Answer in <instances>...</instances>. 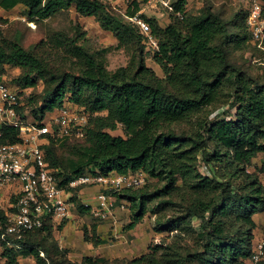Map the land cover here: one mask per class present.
I'll return each mask as SVG.
<instances>
[{
    "label": "trees",
    "instance_id": "obj_1",
    "mask_svg": "<svg viewBox=\"0 0 264 264\" xmlns=\"http://www.w3.org/2000/svg\"><path fill=\"white\" fill-rule=\"evenodd\" d=\"M143 3L133 0L116 14L105 0H0L1 9L22 6L34 21L73 7L114 37V45L94 52L80 43L84 33L78 25L72 34L51 33L30 50L0 38V68L19 70L10 80L19 89L42 82V90L26 100L35 121L65 103L88 116L82 138H48L44 147L59 186L85 172L141 171L147 175L144 185L110 194L128 206L130 221L123 231L149 216L154 233L138 257L84 256L74 262L47 218L41 228L21 235L1 238L0 231L4 264H18L19 256L35 264H250L255 216H264L259 178L264 173V63L253 74L246 56L264 62V40L261 48L251 40L242 8L225 18L209 6L190 13L186 0H175L164 26L141 15L157 41V49L149 50L129 21ZM111 50L129 51L127 64L108 70L104 54ZM119 128L123 135L111 134ZM1 132L0 145L18 141L16 129L4 126ZM260 154L261 167L250 171ZM201 164L210 175L201 173ZM79 189L71 191L69 202L78 213L90 214ZM5 219L0 211V221ZM83 239L94 246L106 243L94 226L84 229Z\"/></svg>",
    "mask_w": 264,
    "mask_h": 264
},
{
    "label": "built area",
    "instance_id": "obj_2",
    "mask_svg": "<svg viewBox=\"0 0 264 264\" xmlns=\"http://www.w3.org/2000/svg\"><path fill=\"white\" fill-rule=\"evenodd\" d=\"M107 1L128 4L133 0ZM245 3L247 29L251 40L261 48L264 40V0H245ZM143 5L147 8L161 7L167 14L174 11L171 0H144ZM142 14L141 8L129 17V21L144 36L147 49L155 50L157 41L151 35L150 26ZM176 15L181 17L179 12ZM19 93L5 70L0 68V136L4 126L18 131L17 142L0 145V187L13 186L18 189L13 204L14 211L5 215L4 222L0 221L1 238L39 229L47 218L54 225H59L69 214V196L77 188L96 190L94 204H84L90 207V214L94 219H112L115 199L110 193L139 188L145 184L147 175L141 171L106 175L85 172L68 180L64 187L59 186L57 170L50 167L44 159V147L48 138H82L88 116L83 109L65 103L55 109L46 122L31 121L20 111L23 103ZM200 171L203 175H210V169L205 164L200 165ZM120 208H124V204ZM250 264H264V241L254 246Z\"/></svg>",
    "mask_w": 264,
    "mask_h": 264
},
{
    "label": "rangeland",
    "instance_id": "obj_3",
    "mask_svg": "<svg viewBox=\"0 0 264 264\" xmlns=\"http://www.w3.org/2000/svg\"><path fill=\"white\" fill-rule=\"evenodd\" d=\"M105 1L107 7L112 11H114L116 14L124 13L125 3L119 1H112V2L107 0ZM171 1H175V0H171ZM204 6H209L213 10L221 12L225 18H230L236 12L235 10L239 8H242L244 11H247L245 8L246 6L245 0H186V9L190 13L196 14ZM141 8L143 9V14L147 18H152V17L156 18V16L164 17L165 15H167V12L161 7L147 8L144 5H142ZM1 14L2 16L0 17L5 22L0 23V38L14 39L27 50L33 49L34 46L38 45L40 41L41 42L45 41L46 37L53 32L64 30L72 34L74 31V27L76 25L79 26L80 32L84 33L83 41H80V43H83V45L89 48V50L92 52L97 50H102L103 48L106 47H111L112 45H110V42L111 40L114 39L112 34L103 31L93 18L81 17L77 15L72 8L59 12L51 16L50 18L42 21L29 20L27 16V11L22 6H18V9H14L11 11L7 10L5 13L1 12ZM161 21L164 22L162 24L164 25L166 24L164 20ZM43 49L49 50L50 48L44 46ZM52 53L54 52L52 51ZM104 56H105V65L107 69L113 71L116 68L127 64L130 53L127 50L125 51L111 50L110 52L106 53V55L104 54ZM50 58L52 61L54 60L57 61L56 56L53 54H51ZM246 59H250L251 61L248 63H251L250 65H254L253 67H251L252 68L251 73L257 74L259 72L257 66L263 65L264 62H258L259 61L258 59L251 58L249 57V55L246 56ZM146 64L151 65V61L147 59ZM4 68H5L4 69L5 73L7 74L10 80H13L19 74V70L17 68L9 67V66H6ZM41 90H42L41 81H38L35 89H19L20 91L19 95L21 97V101L23 103V108H24L22 114L31 121H35L34 117L31 114L32 107L28 105L26 106V100L31 93H33L34 91L35 93H39ZM111 134L123 135V132L121 128H119L111 132ZM261 157L262 156L260 154L259 157L254 160L253 165L248 168L250 171H256V172L258 171V169L261 167V162H260ZM259 178L262 184L264 185V173H259ZM79 190L77 191L78 195L80 192ZM4 194L5 193H0V211H9L10 210L9 206L12 202V199L9 196V194H5V195ZM71 195L72 192L70 193L69 198L71 197ZM71 208L75 209V207L72 205ZM125 208H126L125 216H127L128 214L130 215L127 205L125 206ZM95 220L97 222H103L101 220H97V219ZM255 220L256 221L258 220L259 232H256V230L254 231V233L256 232L258 236H256L257 237L256 241H253V249L256 243L260 241H264L263 214L256 215ZM110 221L112 222L111 219L107 220L106 222H110ZM150 221H151L150 217L146 216L144 218L143 225L149 227ZM119 223L122 224H119L115 232L112 231L115 235L119 234L121 227L125 224L124 219L121 220V222ZM143 225L142 227H144ZM55 226L57 227V225ZM111 229L112 228L110 227V229L106 230V232H104L103 234L107 243L104 245H100L98 247H95L93 245V250H94L93 253H98V256L107 257L109 259L130 258V256H125L124 254L125 253L124 251L128 250V248H126L127 243L123 242L124 239L119 240L115 238L111 232ZM72 261L77 262L76 260H72ZM4 263H5V259L1 256V249H0V264H4ZM18 264H35V263L34 260L30 257L29 258L19 257Z\"/></svg>",
    "mask_w": 264,
    "mask_h": 264
},
{
    "label": "crops",
    "instance_id": "obj_4",
    "mask_svg": "<svg viewBox=\"0 0 264 264\" xmlns=\"http://www.w3.org/2000/svg\"><path fill=\"white\" fill-rule=\"evenodd\" d=\"M245 8L247 9V5L245 6ZM14 9H18V6H15L11 10H14ZM72 9L74 10L73 7ZM1 12L5 13L6 11L0 8V16H2ZM156 18L161 26H164V24H162L164 22H162L161 20H164L166 24L169 23L168 15H165L164 17L156 16ZM114 44H115V39L111 40L110 42V45H114ZM148 66L152 67L154 70H157L156 65L153 64L152 62H151V65H148ZM52 113L53 111L46 113L43 121L46 122ZM79 191H80L79 198L82 204H86V203H88L89 205L94 204V194L96 191L94 188L87 187V188L80 189ZM17 192H18V189L13 186L0 187V193L9 194V196L12 199V202L9 206L10 210L3 211L4 215L8 213H12L14 211L13 204L15 202ZM121 204H124L126 206L124 201H119L117 203L115 202L113 217L111 219L112 222L111 221L110 222H106V221L97 222L93 217H91L90 214H80L77 212L76 209L71 208L70 206L69 214L67 218L64 221H62L59 224V226L57 225L56 227L54 225L53 227V236L58 241L60 248L67 251V256L70 260H76L77 262H79L84 256L103 257V256H98V253H93L94 252L93 245L91 243H87L84 241L83 239L84 229L86 228L87 231H89L94 226L96 235L106 241L103 235L104 232H106V230H109L110 227L112 228L111 232L112 231L115 232L119 224H122L119 222H121V220L123 219H124L125 224L123 226L120 225L122 227L119 231V234L115 235L113 232L112 234L115 238L119 240L124 239L123 242L127 243L126 248H128V250L124 251L125 256H130V258H134V257H138L141 254L145 253L149 240L154 235V233L152 232V229L150 226L148 227V226L143 225L144 220L141 223L137 224L133 229L128 230V231H123V227L126 224H128L130 221V215L128 214L127 216H125L126 208L124 206V208L121 209L120 208ZM256 224H257L256 232H259L258 220L256 221ZM142 225L144 227H142ZM256 232L254 233V239H255L254 241H256L257 239L256 236H258ZM95 247H98V246H95ZM71 255L74 257H72ZM19 257H18V260H19ZM25 258H29V257H25Z\"/></svg>",
    "mask_w": 264,
    "mask_h": 264
}]
</instances>
